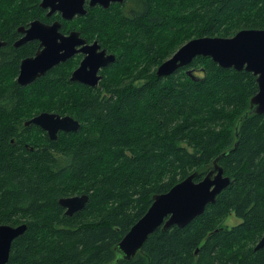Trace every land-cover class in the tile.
<instances>
[{
	"label": "trees",
	"instance_id": "16d2710c",
	"mask_svg": "<svg viewBox=\"0 0 264 264\" xmlns=\"http://www.w3.org/2000/svg\"><path fill=\"white\" fill-rule=\"evenodd\" d=\"M41 0H0V224H27L6 264H264V113L236 125L258 92L257 76L198 56L169 76L157 67L201 36L264 29V0H126L87 5L78 29L116 55L98 86L70 80L78 56L30 85L16 78L37 41L15 47L19 26L47 19ZM61 19L60 15H55ZM74 21V20H73ZM71 115L77 131L51 139L41 112ZM27 144V145H26ZM231 178L214 203L180 227H158L132 258L116 245L155 194L215 159ZM87 194L72 215L59 199ZM235 214L241 222L224 221Z\"/></svg>",
	"mask_w": 264,
	"mask_h": 264
},
{
	"label": "water",
	"instance_id": "95a60500",
	"mask_svg": "<svg viewBox=\"0 0 264 264\" xmlns=\"http://www.w3.org/2000/svg\"><path fill=\"white\" fill-rule=\"evenodd\" d=\"M125 0H89V5H100L109 8L112 3H123ZM87 0H41V6L50 9L48 15L59 11L66 20L85 15ZM59 20L45 23L39 19L31 22L30 27L20 26L19 31L25 34L16 42V46L37 39L40 48L35 56L22 60L17 79L19 85L26 86L45 75L51 68L66 61L78 52L85 54L80 66L76 68L71 80L98 86L102 75L99 70L115 62L116 55L101 48L98 41L87 43L80 31L72 30L69 34L61 31ZM6 42L0 38V48ZM198 56L211 57L223 68L247 70L257 76L258 92L251 98L250 106L240 117L235 133V145L223 154L232 151L238 144L239 126L242 119L251 113H264V29L245 28L231 37L201 36L184 43L171 57L163 61L156 70L157 76H169L180 68L190 64ZM36 124L48 132L51 139H57L59 131H77L80 121L71 115L55 112H41L25 122V125ZM194 172L175 184L169 191L155 194L153 202L145 214L130 228L116 245L118 258H132L158 227L167 229L176 224L180 227L202 214L207 205L216 201L219 193L226 188L231 178L224 174L223 167L214 161V166L206 176L196 181ZM88 200L87 194L71 195L59 199L66 213L72 215L83 208ZM26 223L19 225L0 224V264L9 260L14 239L22 235ZM264 246V235L256 248Z\"/></svg>",
	"mask_w": 264,
	"mask_h": 264
},
{
	"label": "flooded vegetation",
	"instance_id": "af4514ba",
	"mask_svg": "<svg viewBox=\"0 0 264 264\" xmlns=\"http://www.w3.org/2000/svg\"><path fill=\"white\" fill-rule=\"evenodd\" d=\"M41 3V2H40ZM41 5V4H40ZM87 5H89V0H87V2H86V6ZM90 6V5H89ZM97 6V5H96ZM42 7V6H41ZM91 7V6H90ZM43 8V7H42ZM87 8V7H86ZM43 9H45V11H46V18L47 19H41V18H35V19H33V20H31L27 25H21V26H25L26 28H29L30 27V24H31V22L32 21H34V20H36V19H39V20H41V21H43V22H45V23H53L54 21H56V20H59V21H61V23H62V28H61V31L63 32V33H65V34H69L70 33V31H72V30H78V29H68V30H64L63 29V21L62 20H65V21H69V20H66V19H64L63 17H62V15H61V13L59 12V11H57V12H54L52 15H48V12L50 11V9H46V8H43ZM55 15H60L61 16V19H59V18H57V17H55L54 18V16ZM78 17V16H77ZM76 18V17H75ZM74 18V19H75ZM20 27V26H19ZM18 31H19V28H18ZM79 31V30H78ZM19 33H20V36H19V38L18 39H16V41H14V46L15 47H18V46H21V45H23V44H25V43H29V42H32V41H34V42H36L37 41V48H36V50L34 51V53H32V54H29V55H27V56H25V57H23L22 59H21V61H20V65H21V62H22V60L23 59H25V58H27V57H32V56H35L36 55V52L38 51V49L40 48V41L39 40H37V39H34V40H30V41H27V42H25V43H23V44H21V45H18V46H16L15 44H16V42L18 41V40H20L25 34H23V33H21L20 31H19ZM81 33V32H80ZM81 36H82V34H81ZM83 37V36H82ZM84 38V37H83ZM3 40V39H2ZM85 40L87 41V43H93L94 41H97V40H94V41H88L86 38H85ZM5 42H6V45H7V41L6 40H4ZM100 44V43H99ZM6 45H4V46H2L1 48H3V47H5ZM101 45V44H100ZM1 48H0V50H1ZM101 48H103L102 46H101ZM107 50V49H106ZM107 52L108 53H111V52H109L108 50H107ZM75 56H78V59H79V63L77 64V66L73 69V71L76 69V68H78L79 66H80V64H81V62H82V60L84 59V57H85V54L84 53H82V52H78V53H76L75 55H73L72 57H75ZM72 57H70V58H72ZM69 58V59H70ZM69 59H67V60H69ZM66 60V61H67ZM66 61H64V62H66ZM62 63V62H61ZM20 65H19V72H20ZM107 67V66H106ZM105 67H103V68H101L100 70H99V74H101L102 75V78H103V74H102V70L104 69ZM52 69V68H51ZM50 69V70H51ZM73 71H72V73H73ZM72 73H71V75H70V80H71V76H72ZM18 76H19V73H18ZM18 76H17V78H16V80L18 79ZM40 78V77H39ZM38 79V78H37ZM36 79V80H37ZM102 80V79H101ZM100 80V81H101ZM71 81H73V80H71ZM74 82H76V83H81V84H85V83H82V82H79V81H74ZM33 83V82H32ZM100 83V82H99ZM30 85V84H29ZM85 85H87V84H85ZM99 85V84H98ZM56 113V112H55ZM39 114V113H38ZM29 120V119H28ZM31 124H33V123H31ZM30 125V124H29ZM40 127V126H39ZM41 128V127H40ZM44 130V129H43ZM45 131V130H44ZM61 132H68V131H59L58 132V135L61 133ZM45 133L49 136V134H48V132L47 131H45ZM49 138H50V136H49ZM27 145V144H26Z\"/></svg>",
	"mask_w": 264,
	"mask_h": 264
},
{
	"label": "rangeland",
	"instance_id": "374dc122",
	"mask_svg": "<svg viewBox=\"0 0 264 264\" xmlns=\"http://www.w3.org/2000/svg\"><path fill=\"white\" fill-rule=\"evenodd\" d=\"M125 1H126V0H125ZM125 1H124V2H125ZM110 6H111V5H110ZM76 18H77V17H76ZM76 18L73 19L74 21H73V20H69V24H70L69 27H71V28H76V26L78 25V22L75 21ZM69 29H70V28H69ZM239 222H241V219L238 218L235 214H231V215H230L229 217H227L226 220L224 221V225L227 226V227H229V228H231L232 226L238 224Z\"/></svg>",
	"mask_w": 264,
	"mask_h": 264
},
{
	"label": "bare ground",
	"instance_id": "6f19581e",
	"mask_svg": "<svg viewBox=\"0 0 264 264\" xmlns=\"http://www.w3.org/2000/svg\"><path fill=\"white\" fill-rule=\"evenodd\" d=\"M76 119V118H75Z\"/></svg>",
	"mask_w": 264,
	"mask_h": 264
}]
</instances>
